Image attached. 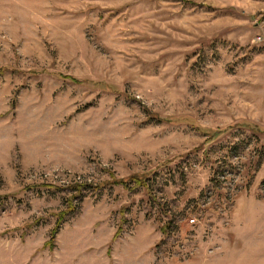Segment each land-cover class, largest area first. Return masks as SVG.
I'll use <instances>...</instances> for the list:
<instances>
[{"label":"rangeland","instance_id":"374dc122","mask_svg":"<svg viewBox=\"0 0 264 264\" xmlns=\"http://www.w3.org/2000/svg\"><path fill=\"white\" fill-rule=\"evenodd\" d=\"M0 264H264V0H0Z\"/></svg>","mask_w":264,"mask_h":264},{"label":"built area","instance_id":"2783aa9c","mask_svg":"<svg viewBox=\"0 0 264 264\" xmlns=\"http://www.w3.org/2000/svg\"><path fill=\"white\" fill-rule=\"evenodd\" d=\"M189 223H190V224H192V223H193V221L191 220V221H189Z\"/></svg>","mask_w":264,"mask_h":264},{"label":"trees","instance_id":"16d2710c","mask_svg":"<svg viewBox=\"0 0 264 264\" xmlns=\"http://www.w3.org/2000/svg\"><path fill=\"white\" fill-rule=\"evenodd\" d=\"M85 186V185H84ZM87 186V185H86ZM83 188V187H82ZM165 229H166V226H165Z\"/></svg>","mask_w":264,"mask_h":264}]
</instances>
